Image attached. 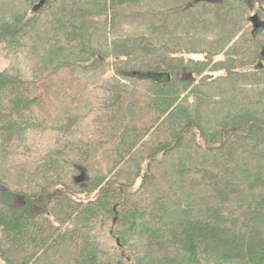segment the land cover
I'll use <instances>...</instances> for the list:
<instances>
[{
	"label": "trees",
	"instance_id": "obj_1",
	"mask_svg": "<svg viewBox=\"0 0 264 264\" xmlns=\"http://www.w3.org/2000/svg\"><path fill=\"white\" fill-rule=\"evenodd\" d=\"M262 22L0 0V264H264Z\"/></svg>",
	"mask_w": 264,
	"mask_h": 264
},
{
	"label": "rangeland",
	"instance_id": "obj_2",
	"mask_svg": "<svg viewBox=\"0 0 264 264\" xmlns=\"http://www.w3.org/2000/svg\"><path fill=\"white\" fill-rule=\"evenodd\" d=\"M4 63H5V61H4L3 57L0 55V69L3 67ZM3 188H4L3 185L0 184V192H3Z\"/></svg>",
	"mask_w": 264,
	"mask_h": 264
},
{
	"label": "water",
	"instance_id": "obj_3",
	"mask_svg": "<svg viewBox=\"0 0 264 264\" xmlns=\"http://www.w3.org/2000/svg\"><path fill=\"white\" fill-rule=\"evenodd\" d=\"M196 1H204V2H210V3H214L220 0H196ZM191 5V4H190ZM255 17V16H254ZM257 25V23H254V27ZM262 25L264 26V22H262ZM113 209L115 210V206L113 207Z\"/></svg>",
	"mask_w": 264,
	"mask_h": 264
}]
</instances>
